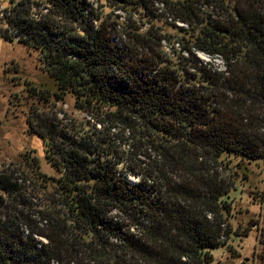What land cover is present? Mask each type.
I'll return each instance as SVG.
<instances>
[{"label":"trees","instance_id":"16d2710c","mask_svg":"<svg viewBox=\"0 0 264 264\" xmlns=\"http://www.w3.org/2000/svg\"><path fill=\"white\" fill-rule=\"evenodd\" d=\"M40 1L45 14L31 12ZM103 1L133 5L141 26L121 40L89 0H22L3 20L14 32L0 37L37 53L42 98L70 95L95 123L26 121L58 177L33 162L42 186L28 189L0 172V264H210L238 235L218 168L264 166V0Z\"/></svg>","mask_w":264,"mask_h":264},{"label":"rangeland","instance_id":"374dc122","mask_svg":"<svg viewBox=\"0 0 264 264\" xmlns=\"http://www.w3.org/2000/svg\"><path fill=\"white\" fill-rule=\"evenodd\" d=\"M89 2L96 12L108 14L104 19L110 24H116L115 34L121 40L125 39V31H131L134 25L141 26L138 22L140 16L134 12L133 5L108 9L103 0H89ZM39 3L41 4L39 7L31 4V12L45 14L44 4L41 1ZM151 11L156 14L163 13L158 2L153 3ZM3 20H0V34L13 36L14 31L8 29L5 31L7 25L5 26ZM146 26L144 25L140 30H144ZM164 33L168 40L161 42L166 48L165 52L172 53V47L178 50L176 33L168 27L164 28ZM17 39L18 36L13 37L12 41L0 37V172L13 174L12 178H18V183L31 189L33 185L36 187V184L37 188L42 186V183L37 182L32 170L33 162L37 164L40 173L49 177H58L54 167L45 159L42 141L35 135L29 134L27 130L26 121L31 115L41 123V118L45 120V116L55 114L57 120L67 129L73 128L74 125L85 126L86 122L92 127L95 119L85 112L76 110L70 95L64 96L61 100H57L54 96H49L47 101L42 98L41 91H45V87L50 88L46 71L37 53L30 52L24 45L18 43ZM183 55L187 56L184 53ZM195 55L202 64L209 61L213 69H223L219 59H209L207 55L199 52ZM31 88L35 91H30ZM259 113L257 115L264 118V113ZM33 126H37L36 123H33ZM105 128V125L95 124V129L99 130L101 136ZM261 133L264 134V130H261ZM248 170L244 175L242 171L237 170V175L229 177L231 174L229 170L223 166L218 168L219 176L226 180L230 179L227 181L229 183L233 181L230 187L233 190H231L232 210L228 222L231 228L237 230L238 235L228 240L224 249L212 251L214 259L210 264H264V200L258 197L263 194L260 191L264 190V166L259 163L252 164ZM179 175H172V179L177 181ZM129 178L135 180L131 176ZM39 190L36 189L38 196L44 199L45 194L51 189L45 187ZM30 202L32 204L35 201Z\"/></svg>","mask_w":264,"mask_h":264},{"label":"built area","instance_id":"2783aa9c","mask_svg":"<svg viewBox=\"0 0 264 264\" xmlns=\"http://www.w3.org/2000/svg\"><path fill=\"white\" fill-rule=\"evenodd\" d=\"M20 0H2L0 3V18L4 19L9 15V5H16ZM8 5V6H7ZM8 7V8H7ZM34 17H36L34 15Z\"/></svg>","mask_w":264,"mask_h":264}]
</instances>
